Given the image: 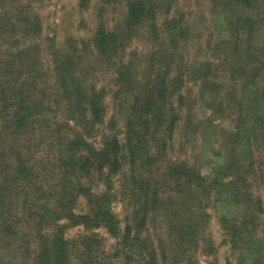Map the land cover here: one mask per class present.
I'll list each match as a JSON object with an SVG mask.
<instances>
[{
    "label": "trees",
    "instance_id": "obj_1",
    "mask_svg": "<svg viewBox=\"0 0 264 264\" xmlns=\"http://www.w3.org/2000/svg\"><path fill=\"white\" fill-rule=\"evenodd\" d=\"M34 1L0 0V251H9L8 243L15 240L21 243L15 248L18 254L30 255L29 264H70L64 226L58 224L62 219L103 229L115 241L114 256L121 257L122 264H163L168 253L174 258L193 255L194 247L205 239L203 201L209 197V187L197 167L167 157L180 121L179 109L184 105L183 86L187 81L226 77L232 86L238 81L252 87L260 78V106L246 114L251 121L253 152L258 145L264 150V45L259 35L263 20L259 0H209L210 11L221 15L228 41L214 42V50L224 48L222 56L212 50V55L197 63L187 62L189 45L197 37L184 16L170 10L174 0H110L124 3L123 18L111 30L99 24L90 40V49L103 67L112 65L109 75L115 87V115L108 123L103 121L104 89L96 88L95 79L88 78L91 70L82 65L80 52L87 50L85 43H79L81 49L70 41L62 49L50 45L48 63L43 65ZM85 2L78 0V7L84 8ZM157 12L164 14L159 21ZM140 35L145 45L125 55L127 44ZM230 41L246 46L244 65L223 57ZM232 86L218 99L215 111L225 112L226 119L231 117L234 122V131L222 134L228 142L224 139L219 146L225 154L222 171L229 200L240 210L226 224L228 238L231 243H241L254 233L249 224L262 212L258 195L250 196L251 208L242 201L248 188L245 181L253 179L255 168L253 162L245 163L238 155L239 129L247 107L244 96L237 99ZM114 117L121 121L120 134L109 122ZM124 163L129 168L132 212L120 227L112 212L111 191L112 179ZM90 176L98 179L103 190L92 194L79 184L81 177ZM187 187L194 200L192 217L199 218L178 225V215L186 204L178 202L176 193ZM81 191L86 192L89 209L83 215H73L71 201ZM159 214L173 222L169 232L165 226L163 240L190 245L193 250L188 253L187 247L172 248L170 244L164 255L159 245L163 241H152L143 234L147 221ZM17 225L29 231L22 232ZM93 240L95 236L86 239Z\"/></svg>",
    "mask_w": 264,
    "mask_h": 264
},
{
    "label": "rangeland",
    "instance_id": "obj_2",
    "mask_svg": "<svg viewBox=\"0 0 264 264\" xmlns=\"http://www.w3.org/2000/svg\"><path fill=\"white\" fill-rule=\"evenodd\" d=\"M33 4L32 10L38 17L40 24L39 44L41 50H43V53H41L43 65L48 63L47 53L50 45H53L56 49H62L67 46V41H70L78 49L80 48V42L85 43L88 47L87 50H81L80 52L82 65L91 70L88 78L93 77L95 79L96 88L103 87L104 89L103 121L108 123L107 121L111 119V116L115 115L112 102L115 87H113L109 75L112 65L108 63L107 68L103 67L102 61L90 49V40L99 24H103L104 27L111 30L120 23L125 11L124 3L110 0H86L84 8L78 7V0H36ZM259 5L260 14L263 15L259 35L264 45V0H259ZM170 10H173V13L182 14L189 24L193 36L197 37L189 45L186 56L188 63H197V61L200 62L208 58L209 54L212 55V50L219 57L222 56L224 48L219 47L214 50V42L220 39L228 41V35L221 15L210 11L209 0H174ZM157 15L158 21L164 17L163 12H159ZM139 37L132 39L127 44L125 55L145 45L141 41V35ZM90 51L92 52L89 53ZM246 56V46L244 44L240 41H230L223 57H226L227 62L242 66L246 61ZM193 57H198L200 60H195ZM190 58L194 62H191ZM261 82L260 78L256 79L258 84L252 85V87L249 85L244 87L238 81H235V85L232 86L226 77L221 80L211 78L208 81L185 82L182 90L184 105L179 109L180 121L173 133L167 157L169 160L185 161L190 166L197 167L206 178L209 197L203 201L205 203L203 215L206 216L203 233L205 239L198 242L197 246L194 247L193 255L182 254L174 258L169 255L170 253L167 254L165 247L168 248L171 245H173L172 248L180 245L185 246L188 248V253L193 249L190 245L171 244L173 241L169 243V239L163 240L165 226L168 228L167 232H169L173 222H170L169 218L165 220L159 217L160 214L151 217L145 224L143 234L149 236L152 241H163L159 243L163 254H167L163 264H185L186 261L188 264H264V150L258 145V150L253 152L255 144L251 138V121L246 114L258 111ZM231 86L237 99L241 95L244 96L247 107L243 115L245 116L244 121L241 124V129H239V153H237L243 162H253L255 168L253 179L245 181L248 188L242 193V201L251 208L249 205V202H251L250 196L258 195L262 212L256 216L254 215V219L249 224V227H253L254 233H251L241 243H231L228 238L226 229L228 222L233 216L239 214L240 210L239 207L231 204L229 200L226 185L227 178L222 171L225 154H223V147L219 146L222 140L227 141L226 137L223 139L222 134L225 135L229 131H234L232 130L234 122H231V117L226 119L225 112L217 113L215 111L216 102L219 98L224 97L225 93L228 94L227 92ZM225 105L226 103L223 104L222 109L226 108ZM240 108L242 111V107ZM111 121L120 134L122 130L120 119L114 117L109 122L111 123ZM112 129V132H115V128ZM50 142L51 140L48 139L47 143ZM257 152L260 154H257L255 158ZM162 169L160 166L159 171ZM128 176L129 168L127 163H124L121 171L112 179L111 193H113V199L111 208L119 220L120 227L125 223V217L131 218L132 212L127 189ZM91 177H81L79 184L87 186L92 194L103 190L104 186L98 179ZM85 196L86 192L81 191L71 201L70 207L73 215H83L89 209L86 205ZM176 198L178 202L186 204L184 212L178 215L180 219L178 225L190 223L192 219L197 220L199 218L198 216L196 218L192 217L194 200L190 196L188 187L178 191ZM37 204L40 205V203ZM14 217L16 218V215ZM223 219L226 221L223 222ZM58 224L64 226L62 233L66 238L67 248L70 252V264H122L121 257L114 256L116 254L115 241L103 229H92L91 226L85 228L76 222L62 219L58 221ZM17 229L22 232L29 231L24 225L19 227L17 225ZM90 236H95V240L86 241ZM14 242L8 243L9 247L6 250L9 249V251H0V264H22L21 262L29 264L30 255L18 254V250L15 248H19L21 243L15 240ZM165 243L169 244L165 246ZM25 257L28 259H24Z\"/></svg>",
    "mask_w": 264,
    "mask_h": 264
}]
</instances>
